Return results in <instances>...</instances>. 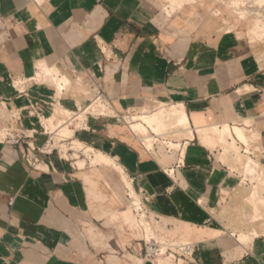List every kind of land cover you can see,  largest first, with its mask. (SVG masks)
Returning <instances> with one entry per match:
<instances>
[{
	"label": "crops",
	"instance_id": "obj_1",
	"mask_svg": "<svg viewBox=\"0 0 264 264\" xmlns=\"http://www.w3.org/2000/svg\"><path fill=\"white\" fill-rule=\"evenodd\" d=\"M172 8L0 0V264H150V239L196 246L159 264H264L246 177L264 168V41L208 3ZM98 87L114 116L69 139L91 158L40 154Z\"/></svg>",
	"mask_w": 264,
	"mask_h": 264
},
{
	"label": "rangeland",
	"instance_id": "obj_2",
	"mask_svg": "<svg viewBox=\"0 0 264 264\" xmlns=\"http://www.w3.org/2000/svg\"><path fill=\"white\" fill-rule=\"evenodd\" d=\"M163 1L165 3V6H169L171 8V1L169 0H163ZM204 3L213 5L214 11L226 12V14H228L230 19L233 20L234 22L238 20H242L243 21L242 23L248 26L250 29L253 28V25H256L257 26L256 28L258 29L257 30L258 33L259 32L263 33L264 31V1L263 0H244V1L243 0H202V1L193 0L191 1L190 4L188 5L185 4L181 8L189 5H200V4L202 5ZM258 33L251 34L250 39L252 41H259V39L264 41V35ZM66 84L67 82H65L63 86L66 87ZM160 111H162V113L167 112L165 108L161 109ZM89 114H92L94 116L100 114L114 116V113L111 112V109L109 108L108 104L105 102L104 98L98 101H96V98L93 99L90 105L86 107V109H84L83 112L78 115L74 116V115L65 114L66 120L65 122H63L62 125L63 127L62 129L56 131V134L54 136L56 141V148L60 149L66 158L71 159V156H73L74 158L88 159L91 158V155H93L94 152L91 149L86 148L77 142L72 143L73 140H69L73 136V130L81 129V127H84V123L87 120ZM74 118H78V121L73 123ZM145 119L147 118H143L142 120L144 121ZM129 121L131 120H127V122ZM70 123H73L72 127L67 128V125ZM135 128L136 127H134V129ZM141 129L142 131L146 132V130L141 127L139 131H141ZM136 131L138 130L136 129ZM63 140H66V142H63ZM248 163L250 166L247 168L246 177L247 179H250L252 183L254 197L260 196V202L258 203L259 205H261V207H263L261 218L264 219V198L262 197L263 196L262 194L264 193V168L258 163L252 161H249ZM251 166L252 168H250ZM149 234H151V232Z\"/></svg>",
	"mask_w": 264,
	"mask_h": 264
},
{
	"label": "built area",
	"instance_id": "obj_3",
	"mask_svg": "<svg viewBox=\"0 0 264 264\" xmlns=\"http://www.w3.org/2000/svg\"><path fill=\"white\" fill-rule=\"evenodd\" d=\"M96 91V101L101 100L103 98L101 89L98 87ZM119 119L125 122L129 120L126 116H121ZM81 129H83V127H81ZM48 135L49 139L46 144L41 149H38L40 154L51 155L55 151L59 152V149L56 148L55 140L51 137L52 134ZM5 138L13 145H20L25 139V135L23 133L7 131ZM27 162L31 167H36L39 159L37 157H28ZM195 250L196 246L188 242H170L167 240L150 239L145 244L144 257L147 263L159 264L163 259L177 260L180 258L186 259L192 257Z\"/></svg>",
	"mask_w": 264,
	"mask_h": 264
},
{
	"label": "bare ground",
	"instance_id": "obj_4",
	"mask_svg": "<svg viewBox=\"0 0 264 264\" xmlns=\"http://www.w3.org/2000/svg\"><path fill=\"white\" fill-rule=\"evenodd\" d=\"M171 1V4L173 5V10H176V9H179V8H181L183 5H184V3H185V1H187V3L189 2V1H193V0H170ZM198 1H202V0H198ZM244 1V0H243ZM96 104V103H95ZM90 109V108H89ZM174 111V110H173ZM181 112V111H180ZM169 114H171V113H169ZM180 114V113H179ZM162 116V115H161ZM170 116H172V117H174L172 114L170 115ZM178 116H180V115H178ZM177 116V117H178ZM162 118V117H161ZM148 119V118H147ZM169 119V118H168ZM174 120H176V119H174ZM164 121V120H163ZM163 121H162V123H163ZM149 123V122H148ZM164 124V123H163ZM162 124V125H163ZM161 125V126H162ZM160 126V127H161ZM175 126V125H174ZM163 128V127H162ZM228 135H229V133H228ZM240 135V134H239ZM241 136V135H240ZM250 168H252V166L250 167ZM250 168H249V170H250ZM254 168V167H253Z\"/></svg>",
	"mask_w": 264,
	"mask_h": 264
}]
</instances>
